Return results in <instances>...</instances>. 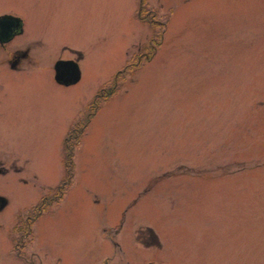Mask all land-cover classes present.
<instances>
[{"label":"rangeland","instance_id":"rangeland-1","mask_svg":"<svg viewBox=\"0 0 264 264\" xmlns=\"http://www.w3.org/2000/svg\"><path fill=\"white\" fill-rule=\"evenodd\" d=\"M2 13L24 21L12 48L32 51L0 123V264H264V0H0ZM60 59L78 83L55 80Z\"/></svg>","mask_w":264,"mask_h":264},{"label":"flooded vegetation","instance_id":"flooded-vegetation-1","mask_svg":"<svg viewBox=\"0 0 264 264\" xmlns=\"http://www.w3.org/2000/svg\"><path fill=\"white\" fill-rule=\"evenodd\" d=\"M17 16L11 13H2L0 15V25L2 16ZM20 17V16H17ZM21 18V17H20ZM21 27L13 26L14 20H9V27L12 30L10 34V38H7L6 35L0 37V123H3V116L5 114L6 105H4L5 91L6 85H9L10 75L15 76L16 74L25 73V63L30 58L32 49L30 47L26 48H12L13 43L15 42V38L17 36L23 35L25 33L24 21L23 18ZM12 22V23H11ZM1 31V28H0ZM9 83V84H8ZM2 126V125H1ZM0 126V127H1ZM2 129L0 128V176L8 177L10 171L12 170L13 164L10 161V155L12 153V149L10 146H6L2 139ZM10 199L5 194L0 193V226L2 225V216L6 209L10 208ZM16 216H11L12 219H16ZM18 229V228H17ZM29 230L27 236L29 234ZM24 241L17 242V247L23 246ZM20 255V252H18ZM28 264H36L34 259H25Z\"/></svg>","mask_w":264,"mask_h":264},{"label":"water","instance_id":"water-1","mask_svg":"<svg viewBox=\"0 0 264 264\" xmlns=\"http://www.w3.org/2000/svg\"><path fill=\"white\" fill-rule=\"evenodd\" d=\"M14 19L15 21L12 25L21 27L22 19L20 17H12L9 15L2 16L0 37H3V35H6L7 38L12 37L10 36L12 30L9 27V20ZM54 70H56L55 80L59 84H63L65 86H71L72 84L78 83L82 77V69H80L79 63L74 59H60V61L55 64Z\"/></svg>","mask_w":264,"mask_h":264},{"label":"trees","instance_id":"trees-1","mask_svg":"<svg viewBox=\"0 0 264 264\" xmlns=\"http://www.w3.org/2000/svg\"><path fill=\"white\" fill-rule=\"evenodd\" d=\"M155 43L156 44L154 46H152V47L149 48L150 50L148 51V53H146L145 55L144 54H141V56H143V58L148 59V58H150L152 56V53L160 45L159 44L160 43L159 41L158 42L156 41ZM115 92H116V90L114 89V90H112L110 92L109 95L114 94ZM93 104H94L93 105V110L98 109L99 106H100L99 98H98V100H95V102ZM83 133H84V130L83 131H78V130L74 129V131H71V134L69 135L70 137H67V139H66V146L68 148L67 150H72V151H69L68 156L66 157L67 158V160H66V162H67L66 167L68 169V175L67 176H68L69 182L72 181L71 179L73 178L74 171H75V169H74V162H73V158H72V154H73V147H72V145H74L76 142H78L80 140V138L82 137V134ZM69 182L65 181L64 185H61L60 189L63 190V188H65V186L68 185Z\"/></svg>","mask_w":264,"mask_h":264}]
</instances>
